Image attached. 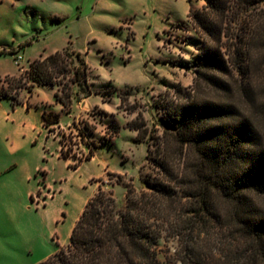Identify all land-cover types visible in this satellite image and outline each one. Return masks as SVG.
I'll list each match as a JSON object with an SVG mask.
<instances>
[{
	"label": "rangeland",
	"instance_id": "rangeland-1",
	"mask_svg": "<svg viewBox=\"0 0 264 264\" xmlns=\"http://www.w3.org/2000/svg\"><path fill=\"white\" fill-rule=\"evenodd\" d=\"M167 7L182 13L186 0H0V48L6 49L0 54V90L26 69L22 65L15 74H6L16 70L17 54L26 64L44 48L69 43V50L79 52L76 49L90 47L87 62L80 54L90 92L70 83L71 73L56 78L54 92L63 95L62 84L68 82L72 94L70 105H61L65 114L58 123L43 129L44 108L32 103L26 107L25 87L16 89L22 102L12 105L9 97L0 98V264H37L65 246L74 221L98 186L110 190L120 205L125 204V183L136 194L150 192L143 177L162 172L146 159L147 150L150 158L158 153L165 157L169 172L179 180L167 181L174 190L171 196H148L154 215L148 222H156L160 229L153 248L160 264H261L252 250L254 242L232 221L228 200L214 198L215 216L191 211L197 202L186 192L193 189L187 180L195 158L189 148L163 133L167 126L160 120L161 108L154 104L180 103L187 93L232 101L255 123L264 145V48L251 53L246 79L235 71L223 77L230 91H217L196 80L192 65L199 36L190 23L185 28L167 27L157 41L153 28L159 23L158 11ZM53 16L61 19L55 21ZM125 20L134 21L133 39L131 30L119 27ZM113 36L119 41L98 53L97 43L108 46ZM12 48L17 52L11 54ZM67 62L71 69L82 68L73 55ZM99 62L103 67L95 68ZM107 89L118 93L116 102H99V95L107 97L103 93ZM92 92L98 95L86 98ZM83 98V104L75 107ZM41 105L59 112L47 101ZM111 125L118 126L115 135ZM59 145L68 159L60 156ZM89 148L93 155L72 167Z\"/></svg>",
	"mask_w": 264,
	"mask_h": 264
},
{
	"label": "trees",
	"instance_id": "trees-1",
	"mask_svg": "<svg viewBox=\"0 0 264 264\" xmlns=\"http://www.w3.org/2000/svg\"><path fill=\"white\" fill-rule=\"evenodd\" d=\"M262 1L205 0L200 7H190L187 18L175 24L185 28L190 23L199 36L194 42L196 51L192 65L196 80L226 93L230 86L224 76L236 71L241 78L248 77L251 53L256 48H264ZM234 21L236 25L232 24ZM4 52L0 50V54ZM71 55L82 68H69L67 58ZM86 68L80 53L67 46L46 55L40 54L29 61L16 80L10 78L7 81V87L0 90V98L9 97L15 105L20 102L17 88L25 87L29 91L34 85L54 86L59 75L64 78L69 73L72 74V78L67 79L70 83L82 85L90 92ZM68 85V82L62 84L63 95L54 92L62 108L71 102ZM241 89L245 92L244 86ZM11 90H14L13 94ZM184 95L180 103L171 101L154 105L161 108L159 117L167 126L163 133L189 148L195 158L190 164L192 176L187 180L192 181L193 189L186 192V196L197 202L191 211L215 216L214 198L219 196L228 200L232 204V221L246 239L254 242L253 253L264 264V145L256 125L232 101ZM58 118L59 112L43 109L44 128L58 123ZM111 127L115 135L118 126ZM60 150V156L68 159L69 156ZM92 155L93 150L89 148L86 156L74 161L72 167ZM157 155L150 158L147 150L146 159L152 160L162 172L156 177H143L150 192L136 194L125 183V204L120 205L110 190L98 186L74 221L68 243L37 264H160L153 250L160 229L156 222H148L154 216L150 212L153 205L148 196H171L174 190L167 181L179 180L169 172L170 162L159 153ZM184 177L187 179V174L183 176L185 180Z\"/></svg>",
	"mask_w": 264,
	"mask_h": 264
},
{
	"label": "crops",
	"instance_id": "crops-1",
	"mask_svg": "<svg viewBox=\"0 0 264 264\" xmlns=\"http://www.w3.org/2000/svg\"><path fill=\"white\" fill-rule=\"evenodd\" d=\"M201 2V4H199ZM205 3V0H186V7H185V9H184V11L182 12V13H178V14H175L174 13V10H171L169 7H167V8H165V9H160V11H158V15H157V20H158V22L159 23H157V25L156 26H154V28H153V32H154V34L156 35V36H158L157 37V41L159 42V40L161 39V35H162V32L167 28V27H169V26H171V25H175L176 23H178V22H180V21H182V20H185L186 18H187V13H188V11H189V8L190 7H193V8H196L195 6H197V7H200L201 5H203ZM53 17H55V16H53ZM52 17V18H53ZM55 18H57L58 20H56V19H54L55 21H59L61 18H60V16H58V17H55ZM152 20V18L151 19H149V22ZM149 22H146V26L147 27H150L151 26V23H149ZM119 27L121 28V27H126V28H128L129 30H131L130 32H131V34L129 35V37L131 38V39H133L135 36H136V30H135V27H134V21H132L131 22V20H130V22L129 21H123V24L122 25H119ZM112 28H115V25L112 27ZM110 30H112V29H110ZM108 32H110V31H108ZM145 34L147 35L148 34V32H145ZM128 36V35H127ZM129 37H127V38H129ZM116 41H119V39L117 40L114 36L111 38V40H110V44L108 45V46H104V45H101V44H99V43H97L96 42V40H94V42H96L98 45H99V47H97L96 46V51L98 52V50L100 49L101 51H109L110 50V45L112 44V43H114V42H116ZM67 44H69V43H67ZM66 44V45H67ZM66 45H62V46H60V47H53V48H51V49H43L41 52H39V53H37L36 55H34L33 57H31L28 61H27V63L26 64H21V62H22V60H23V57L21 56V60H20V62L18 63V64H16L15 62H14V64H15V66H16V70L15 71H13V72H11V73H6V74H15L17 71H18V67H20V66H25L24 68H27L28 67V63H29V61L30 60H32L33 58H36V57H38L40 54H43V55H46V54H49V53H52V52H54V51H56V50H59V49H61V48H63V47H65ZM95 48V47H94ZM1 49H3L4 51H6V49L5 48H0V50ZM86 49L87 50H78V49H76L77 51H79V53L80 54H84L85 55V57H86V55L88 54V52H89V50H90V47H86ZM9 51H11L10 53L11 54H14V53H16L17 52V50L16 49H10ZM98 53H100V52H98ZM15 57V56H14ZM99 58H100V56H99ZM13 60H14V58H13ZM86 62L88 61L87 60V57H86ZM95 68H98V67H103V65L101 64V62H99L98 63V66H94ZM110 68V72H111V67H108V69ZM4 75V74H3ZM79 87V89H81V90H85L86 92H88L87 90H86V87H84V86H82V85H79L78 86ZM88 87H90L89 86V84H88ZM54 89H55V86H48V85H34L32 88H31V90H29V91H27V93H28V95L24 98V99H22V100H25V102H26V107L28 108L29 106H30V104L32 103V104H35V106L36 105H38V106H41L42 108H44V109H46V106H44V105H41V103L42 102H45V101H47V102H49L50 103V106L55 110V109H58V111L59 112H61L60 111V109H61V104L59 103V102H54ZM103 93H106V95H107V97L106 98H104V96L103 97H101L100 95H99V102H101V103H105L106 101H117V99H119V95H118V93H116V91H112L111 89H107V90H104L103 91ZM91 95H98V93L96 92V93H94V92H92V93H90L89 95H87V97L86 98H88V97H90ZM22 100L20 99V102H22ZM83 100H84V98L83 99H81V100H79V101H77L76 102V105H75V107H77L78 105H82L83 104ZM98 102V103H99ZM42 111H43V109H41V113H40V119H41V114H42ZM63 114H65V113H60V117H59V120L60 119H62L63 118ZM59 122V121H58ZM41 126L43 127V125H42V119H41ZM43 129H46V128H44L43 127ZM47 133V132H46ZM46 136H48L47 134H46ZM53 139H56V138H54V137H52ZM57 140V139H56ZM58 141V140H57ZM58 144H59V142H58ZM59 153H60V145H59ZM93 194V193H92ZM91 194V195H92ZM90 195V196H91ZM89 196V197H90ZM80 213V212H79ZM79 215V214H78ZM78 217V216H77ZM46 258V257H45ZM45 258H41V259H39V262L41 261V260H43V259H45Z\"/></svg>",
	"mask_w": 264,
	"mask_h": 264
},
{
	"label": "built area",
	"instance_id": "built-area-1",
	"mask_svg": "<svg viewBox=\"0 0 264 264\" xmlns=\"http://www.w3.org/2000/svg\"><path fill=\"white\" fill-rule=\"evenodd\" d=\"M194 51H196V50H194ZM20 60H21V55H20V54H17V55L14 57V62H15L16 64H18V63L20 62Z\"/></svg>",
	"mask_w": 264,
	"mask_h": 264
}]
</instances>
